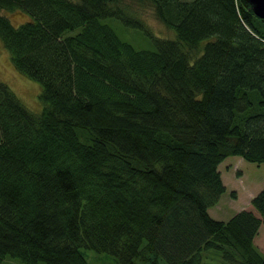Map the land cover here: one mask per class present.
Segmentation results:
<instances>
[{
  "label": "trees",
  "instance_id": "16d2710c",
  "mask_svg": "<svg viewBox=\"0 0 264 264\" xmlns=\"http://www.w3.org/2000/svg\"><path fill=\"white\" fill-rule=\"evenodd\" d=\"M146 6L174 37L146 28ZM0 39L42 84L35 112L0 80V264H89L82 247L118 264H264V187L258 214L209 210L226 157L264 162V17L248 0H0Z\"/></svg>",
  "mask_w": 264,
  "mask_h": 264
},
{
  "label": "rangeland",
  "instance_id": "374dc122",
  "mask_svg": "<svg viewBox=\"0 0 264 264\" xmlns=\"http://www.w3.org/2000/svg\"><path fill=\"white\" fill-rule=\"evenodd\" d=\"M2 13L9 16L14 23L22 22L28 18V14L24 11L7 12L2 10ZM138 14L139 17L144 19L146 28L154 34L164 37L175 36V31L161 22L156 17L154 10L149 8V6L139 10ZM108 22L113 25L122 38L130 41L135 46L140 48L151 47L150 37L145 30L123 25L115 19L108 20ZM0 80L9 84L23 103L31 110L39 112L42 109V102L39 98L42 90L41 82L25 76L14 66L10 53L3 45L1 39ZM219 170L227 189L219 202L209 209L210 213L219 219H228L242 209H251L258 214L251 200L264 187V162L250 161L241 155H230L219 164ZM254 241L261 250H264V223L260 225ZM81 250L87 257L89 264H118L111 253L97 252L86 247H82ZM4 261L7 264H26L11 255H7ZM137 261L142 262L141 259ZM159 263L164 264L165 260L160 259ZM38 264L46 263L40 261Z\"/></svg>",
  "mask_w": 264,
  "mask_h": 264
},
{
  "label": "water",
  "instance_id": "95a60500",
  "mask_svg": "<svg viewBox=\"0 0 264 264\" xmlns=\"http://www.w3.org/2000/svg\"><path fill=\"white\" fill-rule=\"evenodd\" d=\"M253 11L259 17H264V0H248Z\"/></svg>",
  "mask_w": 264,
  "mask_h": 264
}]
</instances>
